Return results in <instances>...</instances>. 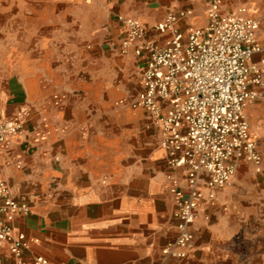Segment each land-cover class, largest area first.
Masks as SVG:
<instances>
[{
	"label": "crops",
	"instance_id": "0c3cea01",
	"mask_svg": "<svg viewBox=\"0 0 264 264\" xmlns=\"http://www.w3.org/2000/svg\"><path fill=\"white\" fill-rule=\"evenodd\" d=\"M207 1L0 0V108L5 117L28 109L22 136L0 145V174L29 208L12 221L28 239L26 261L264 264V85L244 109L260 169L238 162L230 182L199 203L187 256H161L177 232L170 187L180 171L149 113L131 106L140 66L120 52L116 15L150 26L189 7L186 21L201 24ZM221 3L245 6L264 45V0ZM23 15L34 23L13 27ZM1 256L12 260L6 248Z\"/></svg>",
	"mask_w": 264,
	"mask_h": 264
},
{
	"label": "built area",
	"instance_id": "2783aa9c",
	"mask_svg": "<svg viewBox=\"0 0 264 264\" xmlns=\"http://www.w3.org/2000/svg\"><path fill=\"white\" fill-rule=\"evenodd\" d=\"M221 4L208 0L201 24L186 21L193 16L189 7L170 9L150 26L116 15L120 52L132 53L140 66L141 88L131 106L149 113L168 165L180 171L170 187L177 232L162 247V258L187 256L199 203L230 182L238 162L260 169L261 155L244 109L258 96L254 86L264 85V45L257 39L258 21L245 6L222 10ZM151 34H162V41ZM257 53L261 56L254 60ZM27 114L21 106L5 117L0 108V145L22 136ZM28 209L11 196L0 174V264H54L41 255L30 262L22 256L29 242L12 221ZM3 248L12 260L3 259Z\"/></svg>",
	"mask_w": 264,
	"mask_h": 264
},
{
	"label": "rangeland",
	"instance_id": "374dc122",
	"mask_svg": "<svg viewBox=\"0 0 264 264\" xmlns=\"http://www.w3.org/2000/svg\"><path fill=\"white\" fill-rule=\"evenodd\" d=\"M238 6H240V5H237V6L233 7V8H231V9H234V8H236V7H238ZM204 20H205V19H203V20L201 21V23H203ZM199 21H200V19H196V21H194V22H199ZM31 23H34V22L31 21V20H29V18H27L26 15H23V16H21V17H18L17 20H13V21L11 22V24H12L13 27H15V25H18L19 27H24V26L28 27V26L31 25ZM9 24H10V22L8 21V26H9Z\"/></svg>",
	"mask_w": 264,
	"mask_h": 264
}]
</instances>
